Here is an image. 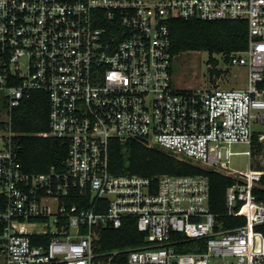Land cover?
I'll return each instance as SVG.
<instances>
[{"label": "built area", "instance_id": "built-area-1", "mask_svg": "<svg viewBox=\"0 0 264 264\" xmlns=\"http://www.w3.org/2000/svg\"><path fill=\"white\" fill-rule=\"evenodd\" d=\"M246 19L248 46L211 53L210 76L247 69L245 86H179L173 18ZM223 62V64H222ZM211 69L215 70L211 75ZM218 72V73H217ZM49 97V129L67 140L62 168L30 171L13 109ZM264 0H0V256L6 264H264ZM137 139L204 170L232 176L211 210L206 173L115 172L112 140ZM244 142L245 150H234ZM263 144L262 148L260 145ZM135 218L142 242L102 249L104 228Z\"/></svg>", "mask_w": 264, "mask_h": 264}, {"label": "trees", "instance_id": "trees-1", "mask_svg": "<svg viewBox=\"0 0 264 264\" xmlns=\"http://www.w3.org/2000/svg\"><path fill=\"white\" fill-rule=\"evenodd\" d=\"M172 53L175 57L184 51L207 50L213 52H231L248 46V23L246 19H200L173 18L170 21ZM215 70L211 69V75ZM218 73V72H217ZM12 124L21 134L15 137L20 146V158L30 171H46L55 165L62 168L68 154L67 140L52 136L35 135V131L49 129V97L44 90H35L30 97L13 109ZM263 144L260 145L262 148ZM111 168L115 172H136L146 175L159 173H206L211 184V210L232 225L244 219H235L228 215L225 195L226 188L235 179L223 173L204 170L157 147H150L137 139L121 143L112 140ZM262 187L256 188L264 198V174ZM144 234L137 228L135 218L125 219L120 228L107 227L102 230L99 245L102 249H121L142 242ZM113 264H129L127 253L116 254Z\"/></svg>", "mask_w": 264, "mask_h": 264}, {"label": "rangeland", "instance_id": "rangeland-1", "mask_svg": "<svg viewBox=\"0 0 264 264\" xmlns=\"http://www.w3.org/2000/svg\"><path fill=\"white\" fill-rule=\"evenodd\" d=\"M213 56L220 57L219 52ZM210 53L207 50H190L180 53L173 61V80L179 86H208L219 84L222 87L245 86L247 84V69L240 66H230L219 76H210L208 71V59ZM223 64V62H222ZM255 127L264 128L263 125L256 124ZM234 150H245L248 145L244 142L234 143ZM257 155L249 157L245 152L235 154L231 160V166L238 169H245L249 166V160L252 166L257 164L262 166L264 156L258 149L254 152ZM0 264H6L4 256H0Z\"/></svg>", "mask_w": 264, "mask_h": 264}]
</instances>
